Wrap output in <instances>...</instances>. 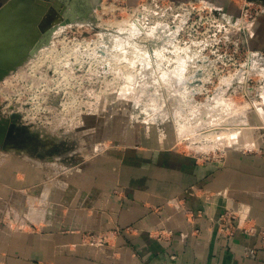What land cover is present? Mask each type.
Segmentation results:
<instances>
[{
  "label": "rangeland",
  "instance_id": "1",
  "mask_svg": "<svg viewBox=\"0 0 264 264\" xmlns=\"http://www.w3.org/2000/svg\"><path fill=\"white\" fill-rule=\"evenodd\" d=\"M244 1L0 4V15L21 23L12 37L19 59L0 81V123L13 128L0 138L3 224L39 231L56 191L73 186L63 177L123 143L170 139L203 161L264 145V82L255 67L264 52L251 46L262 9ZM62 43L78 58L33 73L48 49L65 59Z\"/></svg>",
  "mask_w": 264,
  "mask_h": 264
},
{
  "label": "crops",
  "instance_id": "2",
  "mask_svg": "<svg viewBox=\"0 0 264 264\" xmlns=\"http://www.w3.org/2000/svg\"><path fill=\"white\" fill-rule=\"evenodd\" d=\"M249 1L262 9L251 46L264 52V0ZM255 65L264 82V58ZM111 150L63 177L73 186L56 191L57 205L39 231L3 224L5 191L0 264H264V236L224 238L215 224L232 208L264 232V145L212 161L197 160L170 139ZM86 233L107 234L108 244L89 247Z\"/></svg>",
  "mask_w": 264,
  "mask_h": 264
},
{
  "label": "water",
  "instance_id": "3",
  "mask_svg": "<svg viewBox=\"0 0 264 264\" xmlns=\"http://www.w3.org/2000/svg\"><path fill=\"white\" fill-rule=\"evenodd\" d=\"M19 24H21L19 19L17 20L14 15H0V81L13 69L19 59V42L12 38ZM6 131L0 123V138L6 134Z\"/></svg>",
  "mask_w": 264,
  "mask_h": 264
},
{
  "label": "built area",
  "instance_id": "4",
  "mask_svg": "<svg viewBox=\"0 0 264 264\" xmlns=\"http://www.w3.org/2000/svg\"><path fill=\"white\" fill-rule=\"evenodd\" d=\"M256 20L257 17L255 16L252 20V23L255 24ZM204 156L205 155H203V157ZM215 224L218 233L224 238L230 239L235 235L236 232H242L248 235L264 236L263 231L257 230L254 225H249L247 220L242 221L241 215H239V213L232 208H226ZM89 244L91 247L103 246L104 244H107V237H99L92 233L89 236Z\"/></svg>",
  "mask_w": 264,
  "mask_h": 264
},
{
  "label": "bare ground",
  "instance_id": "5",
  "mask_svg": "<svg viewBox=\"0 0 264 264\" xmlns=\"http://www.w3.org/2000/svg\"><path fill=\"white\" fill-rule=\"evenodd\" d=\"M133 19V18H132ZM132 31V30H131ZM120 35V34H119ZM127 35V34H126ZM117 38V37H116ZM63 44V43H62ZM81 44V43H80ZM95 46V45H94ZM97 46V45H96ZM91 48V47H90ZM53 50H54V48H52ZM52 49H46L47 51H44V55H42L43 57L42 58H38L39 60L37 61V65H33L34 66V68H33V73H34V71L35 70H37L39 67H40V65L41 64H44L45 62H51L52 63V66H54V68L56 69V70H59V71H61L59 68V66H61L60 64H64L66 61H68V59H69V57L71 56V57H77L78 58V49H75L74 50V48H72V47H68V45H66V44H63V52H66V54L64 55L65 56V59H63V60H61L59 57H57V58H55V56L52 58V56H53V52H52ZM57 50V49H56ZM68 50V51H67ZM92 50H94V49H92ZM40 54V53H39ZM59 54V53H58ZM97 54V53H96ZM80 55V54H79ZM93 55V54H92ZM90 56H91V54H90ZM255 56V55H254ZM61 57V56H60ZM112 57V56H111ZM52 58V59H51ZM49 59H51V61H49ZM122 58H120V60H121ZM258 59V58H257ZM55 60V61H54ZM60 60V61H59ZM115 60V59H114ZM82 61V60H81ZM98 61V60H97ZM105 61V60H104ZM109 61H111V60H109ZM261 61V60H260ZM77 62L80 64L81 62H79L78 61V59H77ZM76 62V63H77ZM105 62H107V61H105ZM254 62V61H253ZM60 63V64H59ZM83 63H85V62H83ZM95 63V62H94ZM94 63H92V64H94ZM262 63V62H261ZM74 64V63H73ZM123 64V63H122ZM51 65V64H50ZM71 65V64H70ZM81 65V64H80ZM83 65V64H82ZM96 65V64H95ZM122 67V66H121ZM32 68V67H31ZM73 69V68H72ZM256 69V68H255ZM260 69V68H259ZM258 71V70H257ZM252 73V72H251ZM255 74V73H254ZM63 75L64 76H66L67 75V73H63ZM33 76V75H32ZM66 84V83H65ZM72 104H74V103H72ZM262 119H264V116H262L261 117Z\"/></svg>",
  "mask_w": 264,
  "mask_h": 264
},
{
  "label": "flooded vegetation",
  "instance_id": "6",
  "mask_svg": "<svg viewBox=\"0 0 264 264\" xmlns=\"http://www.w3.org/2000/svg\"><path fill=\"white\" fill-rule=\"evenodd\" d=\"M8 129H7V132H6V135H8L9 137L10 136H12V130H13V128L12 127H7Z\"/></svg>",
  "mask_w": 264,
  "mask_h": 264
}]
</instances>
